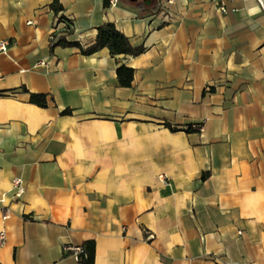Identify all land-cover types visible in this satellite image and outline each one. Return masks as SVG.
Segmentation results:
<instances>
[{
  "label": "crops",
  "instance_id": "1",
  "mask_svg": "<svg viewBox=\"0 0 264 264\" xmlns=\"http://www.w3.org/2000/svg\"><path fill=\"white\" fill-rule=\"evenodd\" d=\"M52 1L0 0V264H78L64 246L88 240L93 264H264V6L174 0L162 23L161 0ZM59 17L71 40L111 22L144 51L50 49Z\"/></svg>",
  "mask_w": 264,
  "mask_h": 264
},
{
  "label": "trees",
  "instance_id": "2",
  "mask_svg": "<svg viewBox=\"0 0 264 264\" xmlns=\"http://www.w3.org/2000/svg\"><path fill=\"white\" fill-rule=\"evenodd\" d=\"M104 7L109 6L108 0H103ZM49 7L57 13L59 10L62 9V5L60 4L59 0H53ZM157 7L153 9V12L156 13ZM60 20H64L69 24H72V20L68 17H59L57 19V24ZM57 26V25H56ZM96 34L95 38L92 43L88 45L82 44L80 41H74L70 38L74 34V31L67 28L64 31V34L60 35L54 42L50 43V49H53L56 46L62 47H77L80 50V53L83 55H91L102 48H107L110 55L112 56H119V55H132L136 56L144 51V47L140 46H133L129 39L120 32L116 26L111 22H104L95 27ZM116 78L118 85L121 87H130L133 76H134V69L126 66L125 64H118L115 69ZM24 92L29 94V101L34 103L38 106H45L46 105V95L45 94H38V93H31L28 92L25 88L22 89ZM70 109H65L61 112V114H70ZM167 127H169L172 131L176 129L171 127L168 123H165ZM199 126L194 129L189 125L186 127V132H193L198 131ZM83 247V253L79 255L78 264H93L95 259V245L94 241L88 240L81 244ZM66 255H72L71 252H67Z\"/></svg>",
  "mask_w": 264,
  "mask_h": 264
},
{
  "label": "built area",
  "instance_id": "3",
  "mask_svg": "<svg viewBox=\"0 0 264 264\" xmlns=\"http://www.w3.org/2000/svg\"><path fill=\"white\" fill-rule=\"evenodd\" d=\"M226 0H220L217 2L216 6L218 10L221 13H226L227 8L225 6ZM259 3L264 6V0H258ZM174 2V0H161L159 4V9L157 12V16L160 18L162 23H169L173 20L172 13L169 9V6ZM108 3L110 6H114L116 4V0H108ZM70 19V18H69ZM69 28L73 31H75L74 24H69L64 21L60 20L57 24V26L53 29L52 33L49 36V42H54L60 35L64 34V31ZM11 41L9 39H1L0 40V54H6L8 47L10 46ZM47 62L45 60H39L34 64V67H40V66H46ZM192 128L196 129L198 127L197 124H192ZM158 178L164 181L167 185H169V181L164 174L158 175ZM25 187H24V181L20 176L13 177L11 181V188L10 192L14 199L20 200L22 198V195L24 193ZM1 211V218L2 220L7 219L11 211L8 207H2L0 208ZM147 234V233H146ZM148 237H151L152 235L147 234ZM6 239V232L4 230H0V245H2L5 242ZM64 252H71L72 256L76 261L79 259V255L83 253V247L82 245H65L64 246Z\"/></svg>",
  "mask_w": 264,
  "mask_h": 264
}]
</instances>
